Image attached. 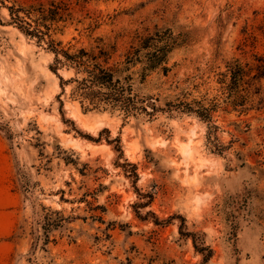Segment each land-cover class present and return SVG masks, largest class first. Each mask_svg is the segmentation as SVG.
<instances>
[{"label": "rangeland", "instance_id": "obj_1", "mask_svg": "<svg viewBox=\"0 0 264 264\" xmlns=\"http://www.w3.org/2000/svg\"><path fill=\"white\" fill-rule=\"evenodd\" d=\"M0 1V264H264V0ZM51 2L54 38L113 60L171 39L132 68L155 111L61 89L7 8Z\"/></svg>", "mask_w": 264, "mask_h": 264}, {"label": "trees", "instance_id": "obj_2", "mask_svg": "<svg viewBox=\"0 0 264 264\" xmlns=\"http://www.w3.org/2000/svg\"><path fill=\"white\" fill-rule=\"evenodd\" d=\"M0 3H3L0 1ZM63 4L51 2L48 6L42 3L27 6L12 4L7 6L10 22L15 24L25 35L35 37L37 43H45L46 49L52 53V63L49 69L59 78L62 90L64 85H70V94L78 99L85 110L117 109L125 117L139 113L151 114L157 108L148 103L134 91V74L132 68L136 63H142L140 78L144 79L145 71L151 70L164 62L169 51L171 39L160 45H148L151 49L144 57L139 49L127 53L122 60H113V47L107 48L101 39L95 46H74L64 44L53 37L60 30L58 23L63 21ZM63 68L71 72V76L63 79L57 70ZM237 75L233 73V82ZM151 108V111L147 110ZM188 111H194L187 107ZM198 116L207 118L208 108L199 105Z\"/></svg>", "mask_w": 264, "mask_h": 264}]
</instances>
